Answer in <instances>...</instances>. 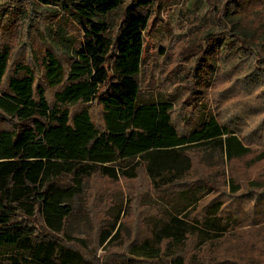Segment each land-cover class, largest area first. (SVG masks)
I'll list each match as a JSON object with an SVG mask.
<instances>
[{"label": "trees", "instance_id": "obj_1", "mask_svg": "<svg viewBox=\"0 0 264 264\" xmlns=\"http://www.w3.org/2000/svg\"><path fill=\"white\" fill-rule=\"evenodd\" d=\"M36 1L45 7L58 5L92 41L109 30L105 16L117 11L120 16L109 53L67 69L53 65L46 80L47 87L54 89L50 96L35 77L26 84L18 66L9 75V49L0 46V89L6 85L0 90V115L5 120L0 127V264H91L81 250L58 235L88 178L133 179L143 168L152 189L162 191L189 174L192 159L188 151L192 148L210 145L221 150L227 160L248 154L250 148L245 142L247 135L240 134L236 124L239 118L222 120L201 105L189 114L188 129L180 132L172 116L171 99L140 100L137 75L144 34L152 7L158 8L161 0ZM6 4L0 3V7ZM262 15L264 0H222L215 5V28L205 37L207 47L185 73L189 85L202 86L200 80L204 79L207 87L208 66L215 62L207 50L217 46L219 70L237 88L223 89L224 95L241 94L239 101L252 95L261 97L264 21H256ZM243 25L248 32L239 29ZM110 58L109 71L105 64ZM96 99L101 107L100 125L94 122L89 107L71 108ZM257 109L243 102L241 114ZM206 193L200 185L181 189L170 202L171 211H162L148 235L121 245L123 264H206L204 245L218 241L232 219L231 213L224 217L218 201L204 204L199 215L193 214L196 211L191 210ZM35 216H39L43 231L33 224ZM115 222L110 230H98L99 244ZM115 239L122 242L117 233L110 245ZM189 244L197 247L193 256L186 253Z\"/></svg>", "mask_w": 264, "mask_h": 264}, {"label": "rangeland", "instance_id": "obj_2", "mask_svg": "<svg viewBox=\"0 0 264 264\" xmlns=\"http://www.w3.org/2000/svg\"><path fill=\"white\" fill-rule=\"evenodd\" d=\"M5 1L8 4L0 7V46L9 49L8 74L18 66L24 82L27 84L32 76L35 77V82L46 88L48 96L54 89L47 87L46 80L55 65L67 69L85 59L93 62L94 56L111 49L120 11L104 17L109 30L101 39L92 41L58 5L45 7L36 0H0V3ZM221 1L161 0L158 8L152 7L137 75L139 97L141 101L150 97L171 99L172 116L180 132L188 129L189 114L201 105H206L208 111L222 120L239 118L236 124L240 134L247 135L245 142L250 152L227 160L221 150L210 145L192 148L188 151L192 159L189 174L183 181L162 191L152 189L143 168L133 179L109 180L95 175L88 178L84 192L74 201L73 212L63 232L58 235L81 250L91 264H123L121 245L148 235L149 227L161 218L162 211H171L170 202L175 200L177 193L193 185H200L207 191L197 208L191 210L196 211L193 214L199 215L204 204L218 201L224 217L232 215L229 230L214 244L204 245V263L264 264V93L262 91L261 97L252 95L240 101L241 94L225 96L223 89L237 91V88L231 80H225L219 70L217 46L207 50L215 62L208 66L210 75L206 88L204 79L200 80L202 86L199 83L189 85L185 75L192 61L207 47L205 37L215 28L213 7ZM262 21L264 15L256 23ZM239 29L249 31L246 25ZM261 30L264 32V26ZM105 65L110 71L112 59ZM5 87L4 83L1 89ZM243 102L248 108L258 109L242 116ZM82 106L90 108L94 122L100 125L101 107L97 99L71 108L78 110ZM2 125L5 120L0 115V127ZM113 221L116 222L109 236L99 244L98 230L101 227L110 230ZM33 224L43 231L39 216H35ZM117 233L122 242L115 239L110 245ZM196 250L197 247L194 249L193 244H189L186 253L193 256Z\"/></svg>", "mask_w": 264, "mask_h": 264}]
</instances>
